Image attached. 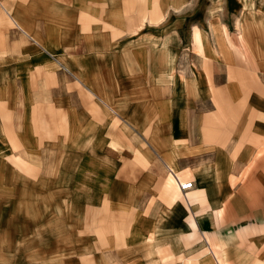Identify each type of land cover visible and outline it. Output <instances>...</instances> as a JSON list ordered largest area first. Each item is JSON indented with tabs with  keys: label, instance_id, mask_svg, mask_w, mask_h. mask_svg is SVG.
I'll return each mask as SVG.
<instances>
[{
	"label": "rangeland",
	"instance_id": "rangeland-1",
	"mask_svg": "<svg viewBox=\"0 0 264 264\" xmlns=\"http://www.w3.org/2000/svg\"><path fill=\"white\" fill-rule=\"evenodd\" d=\"M162 47L167 55L157 60L170 59L172 80L142 64ZM136 65L146 80L170 85L160 97L172 108L131 100L140 103L141 130L118 120L119 138L132 145L122 162L102 147L106 123L118 116L88 88L117 104L115 85L122 75L130 89ZM208 75L214 87L229 77V90L214 101L207 85L185 94V78L205 84ZM262 105L264 0H0V264H232L244 249L264 252V227L255 213L246 217L264 208ZM195 108L205 124L236 119L263 133L245 164L205 160L222 172L207 195L195 186L193 164L167 167L170 141L142 126L154 113L151 125L177 127Z\"/></svg>",
	"mask_w": 264,
	"mask_h": 264
},
{
	"label": "crops",
	"instance_id": "crops-1",
	"mask_svg": "<svg viewBox=\"0 0 264 264\" xmlns=\"http://www.w3.org/2000/svg\"><path fill=\"white\" fill-rule=\"evenodd\" d=\"M1 5L4 6V3ZM166 8L167 5L162 7L164 13ZM137 12L138 11H132V13H136V14ZM7 14L9 21L15 23L18 27H20L19 21L16 20L13 16H11L9 12H7ZM160 14L161 16L164 15L162 12H160ZM139 18L140 17L138 16L137 19ZM143 20L144 17L140 21ZM252 25L255 27L254 29H256V31L259 30V28L261 27L260 24H252ZM119 35L122 36L123 33ZM195 40L199 41V35L197 32L195 33ZM154 49L155 48H153L149 53H152ZM162 49L163 50H158L157 58L153 59L154 62H149V63L142 62V64L145 66V70L149 69L150 72H154L153 70L159 69L158 71H156V74L158 76L159 73L161 74L160 70L163 71L161 74L162 76L158 77L161 80L163 81L167 79L172 80V78L170 77V68H171L170 59H168V61L157 60L162 55L163 57L167 55L165 49L163 47ZM234 50L236 56L241 60H244V54L237 48H234ZM131 62L133 61L131 60ZM131 69L132 71L130 72V76L132 79L129 80L131 88L130 89L123 88V86L121 85L122 75L120 76V83L115 85L116 93H117L116 95L120 96V98L117 100L119 101L117 102V104L114 105L111 104L112 101L109 99L110 96L108 97L107 95L103 94L105 93L104 89L98 88L97 90L95 86H93V89H91L90 87L88 88L89 91L92 92V94H96L97 95L96 97L104 102L106 107L111 112L115 113L118 116V119L112 118L106 123V126L103 130L102 147L110 154L115 155L116 158L120 159L121 161H122V159L120 158L121 156L124 155L125 157L128 153L131 155L130 147H132V145L130 146L126 144L122 138L121 139L119 138L122 137L121 135L122 128L120 127V122L118 120H120L121 117L124 120H126V122H129L131 128H133L137 132V134L141 130L140 128L141 126L140 124H138V120L135 116L136 113H139L137 108L139 109L140 103H134L131 102V100L139 101V96L141 95L140 97L141 100H144V98H146V101L150 99L153 100L155 99L156 103H158L159 100H162L163 103L160 104L163 105L164 108L168 110L172 108L170 101L164 102V100L160 97V91L162 88H168L171 91L170 85H165V86L157 85V83L155 82L157 78L155 77H150L147 78L146 80V77H142V72H139V68L137 67V65L131 66ZM146 73L148 74V72ZM207 80L208 81L204 84L202 77L194 76L191 79L185 78V81H183V85L184 87H186L184 90L185 94H189L193 96H196L199 93L201 94V91L203 90V86L207 85L206 91L207 93L209 92L210 100L214 101L216 93H219V91L221 93H225L226 90L227 91L229 90L230 87L229 83L231 82L229 77L226 80L222 81L220 84L216 85V87H214L215 82L213 81V78L210 75L207 76ZM145 83L147 84V87H144L146 86ZM127 95H131L130 96L131 98L128 99ZM190 102H191V96H189V98L186 100V104H189ZM147 107L148 109H150L149 104L147 105ZM262 109L264 110V106ZM202 112H203L202 108L193 109L189 113L190 118L192 117L191 122L190 120L189 122L180 121V124L177 127L173 126L172 124H167V125L161 124L164 125L161 126L160 124H158L157 121L156 122L153 121V124L151 125L150 123H148L150 121L149 120L150 116L152 120L155 119L154 117H152L154 113H150L151 115L148 114L145 116L144 123L146 122V124L143 123L142 126L144 127L145 133L151 134L155 132L158 133L159 131H161L164 134L163 142L170 141L169 147L171 148L170 150L171 152L167 153L165 151L163 154L165 160L164 163L167 167L176 171V166H177V169L181 170L178 162H176V159L179 160V163L180 161L184 160L183 162L193 164V169L190 170H193L192 176L195 179L194 180L196 184L195 186L197 187L198 191L201 190L202 192L205 193V195H207L209 193V190L211 192V188L212 186H214V182L216 181V179H218L217 178L218 175L222 172L219 171V168H215L210 165H207L206 161H208L213 165H220L222 163H225L229 158H231V163L242 161V164H245L247 159L252 157L253 150L258 149L260 146H262L263 141L262 142H257V141L259 138L263 136V133L259 131H252L253 129H251L250 127L241 126V124L238 125L239 123H237L236 119L229 120V122H227L231 127H227L224 125L205 124L202 121V117H203ZM207 116L211 117V115H207ZM210 117L209 120L212 122V119ZM207 118H205L204 120V122L206 123L209 122ZM164 119L165 118L163 117V121ZM138 127L140 130L138 129ZM162 146L164 147L165 144H163ZM156 148H159L158 145H156ZM130 155L127 156L130 157ZM127 156L124 160L129 161L130 159ZM189 158H191V161H188ZM112 160L116 162H121L115 159ZM222 175H224L225 177L224 172ZM247 213L249 214H247L246 217H251V215L255 213L254 218L258 220V225L256 226L258 228L264 227V208H260L258 210ZM211 224H212V220H211ZM232 245H233L234 253L237 256H239L240 253L242 252L240 248L241 245L240 240H236V238H233ZM256 251H259V253H255ZM261 251L262 250L260 248L250 249L249 252H246V249H244L242 252L243 257L239 258L234 256L235 260L232 259V264H264V252ZM212 253L215 255L214 252ZM219 255L222 254L219 253ZM216 262L218 263V259H216Z\"/></svg>",
	"mask_w": 264,
	"mask_h": 264
},
{
	"label": "built area",
	"instance_id": "built-area-1",
	"mask_svg": "<svg viewBox=\"0 0 264 264\" xmlns=\"http://www.w3.org/2000/svg\"><path fill=\"white\" fill-rule=\"evenodd\" d=\"M191 188V183L190 182H184V183H181L180 186H179V189L183 192L189 190Z\"/></svg>",
	"mask_w": 264,
	"mask_h": 264
}]
</instances>
